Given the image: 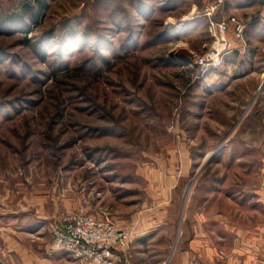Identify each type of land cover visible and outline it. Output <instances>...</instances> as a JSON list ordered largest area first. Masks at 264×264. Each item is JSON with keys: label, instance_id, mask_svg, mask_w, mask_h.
<instances>
[{"label": "rangeland", "instance_id": "obj_1", "mask_svg": "<svg viewBox=\"0 0 264 264\" xmlns=\"http://www.w3.org/2000/svg\"><path fill=\"white\" fill-rule=\"evenodd\" d=\"M38 1L0 0V264H94L53 245L78 214L159 227L171 249L214 207L219 263L264 264V80L223 93L194 65L233 17L210 22L211 0H44L31 20Z\"/></svg>", "mask_w": 264, "mask_h": 264}, {"label": "crops", "instance_id": "obj_2", "mask_svg": "<svg viewBox=\"0 0 264 264\" xmlns=\"http://www.w3.org/2000/svg\"><path fill=\"white\" fill-rule=\"evenodd\" d=\"M201 1L205 5L206 0ZM211 1L214 5L216 4V8L220 7V9L216 12L212 11L213 13L211 10L207 12V15L212 14L211 16H213L210 22L220 23L223 19L233 17L244 24V30L240 37L235 34L232 27L226 31L218 30L219 32H216L218 38L215 39L214 46L222 54V62L217 69L209 72L210 83L225 93L226 90L240 84L238 82H245L246 79L263 81L264 9L254 0H222L221 4H219V0ZM205 10L207 11V9ZM199 18L196 17L197 20ZM203 22L202 30L199 29L200 25L196 24L195 27L189 29L187 35L198 37L202 31L206 34L208 20L205 19ZM180 59L187 60V56L183 55ZM214 204L215 202H212L210 206L213 208ZM214 208L211 216L204 218V213L202 214V219L197 220L199 222L192 231L185 232L184 228H181L176 246L175 243L173 244L175 248L163 249L161 247L165 239L161 238L163 233H160L159 227L153 232L140 231L134 236L128 235L129 245L112 251V264H220L216 247L218 234L210 233L209 226H207L211 221L212 231H214L216 226L221 223L220 212L215 211ZM228 231L232 232L233 228L228 227ZM229 255L230 252H228ZM66 258L69 263L75 261L68 255ZM50 264L64 263L59 259L51 261ZM221 264L235 263L229 257L226 263L222 262Z\"/></svg>", "mask_w": 264, "mask_h": 264}, {"label": "built area", "instance_id": "obj_3", "mask_svg": "<svg viewBox=\"0 0 264 264\" xmlns=\"http://www.w3.org/2000/svg\"><path fill=\"white\" fill-rule=\"evenodd\" d=\"M264 9V0H254ZM219 3L221 0L218 1ZM216 9L213 6L211 12ZM231 25L235 34L242 35L244 24L232 18L231 23L222 22L218 30L226 31ZM210 28L216 30L214 24ZM221 64V54L215 49L197 57L194 65H197L201 73L211 71ZM53 245L57 249L70 252L74 258L93 262L94 264H112V251L123 248L128 243V232L125 229H117L113 224L98 221L84 214L64 217L53 231Z\"/></svg>", "mask_w": 264, "mask_h": 264}, {"label": "trees", "instance_id": "obj_4", "mask_svg": "<svg viewBox=\"0 0 264 264\" xmlns=\"http://www.w3.org/2000/svg\"><path fill=\"white\" fill-rule=\"evenodd\" d=\"M45 1L44 0H40V1H38V3L36 4V7H30V12H31V16H30V19L32 20H35V21H37L38 20V16L41 14V12H42V10L44 9V8H46L45 6ZM28 6L29 5H26L24 8L26 9V8H28ZM10 20H12V18L10 19Z\"/></svg>", "mask_w": 264, "mask_h": 264}, {"label": "bare ground", "instance_id": "obj_5", "mask_svg": "<svg viewBox=\"0 0 264 264\" xmlns=\"http://www.w3.org/2000/svg\"><path fill=\"white\" fill-rule=\"evenodd\" d=\"M218 67H219V66H218ZM218 67H217V68H218ZM217 68H215V69H217ZM215 69H212V70H215Z\"/></svg>", "mask_w": 264, "mask_h": 264}]
</instances>
